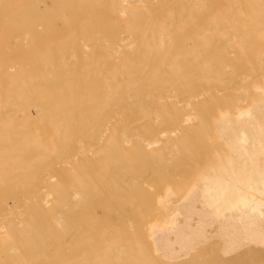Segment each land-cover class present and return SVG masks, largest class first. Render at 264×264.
<instances>
[{
	"label": "bare ground",
	"instance_id": "6f19581e",
	"mask_svg": "<svg viewBox=\"0 0 264 264\" xmlns=\"http://www.w3.org/2000/svg\"><path fill=\"white\" fill-rule=\"evenodd\" d=\"M254 36H264V0H0V264H64L63 247L72 249L71 245L77 241V233L82 232V236L87 232L88 224L93 220L91 214H95L87 211L85 203L78 200L76 203V199H81L82 195L79 197L78 193L70 192V188L68 190L63 185L67 181L74 184L81 173L89 172L87 167L78 168L68 163L70 158L75 160L77 155L72 146L84 139L68 144L67 138L79 139L87 126L90 127L85 131L88 137H103V128L113 123L121 125L123 131L120 130L117 139L123 138L124 144L126 137H132L130 134L134 127H129L133 129H130V137L129 129L125 132L126 127L122 125L130 120L126 115H134L135 112L144 115L142 124H134L135 130H139L140 126L153 130L150 139L141 140L143 138L139 131L134 134L137 139L141 138V141H137L134 137L138 144L141 143L140 146H133L135 142L131 138L133 149L139 147V153L158 143L160 138L170 140L176 131L173 130L175 126L178 128L187 122L189 124L198 117L196 126L200 124L201 127L199 136L192 137L198 129L193 133L191 123V136L178 135L180 138L176 139L175 145H179L175 146L172 142L170 149L163 146L162 151L156 154L159 157L162 154L165 156L164 152H174L176 156L167 155L177 160L183 156L193 158L196 150L190 144L201 140L206 145L205 152L211 150L208 157L218 149L219 154L215 156L219 162L222 158V162H225L222 169L216 167L222 170L223 173L219 171L221 175L224 174L218 177L215 176V173L220 175L215 168L218 160L215 156L207 157L206 163H218L214 162L213 168L207 166L206 170L214 171L215 168L217 171L209 172L211 177L208 172L209 177L203 175L205 172L201 177L195 176L199 180L203 176V181L196 183V188L201 190L197 188L196 192L197 189H194L187 199H177L175 208L172 204L175 211L170 226L167 224L168 227L161 229L151 227L148 240L152 242L149 246L153 245V252L159 253L164 262L179 264L196 248L215 240L221 244V247L218 245L221 248L219 253L227 258L245 249L250 250L247 251L249 256L264 254V60H261L264 57L257 58V63L252 62V57L253 64H248L243 61L244 52L236 49L239 37L243 42ZM167 54L172 62L162 69L157 68ZM226 62L232 63L233 67L227 71L228 75L223 76L219 70ZM185 83L193 86L188 92H204H200L201 95L209 90H220L217 86L226 88L225 91L234 88L235 99L227 97L223 107H202L203 110L199 103L202 111L197 112L196 116L185 112L180 114L176 109L178 103L190 108L191 98L186 92L180 95L181 99L177 97L176 103L172 99L169 105L156 104L151 96L153 90L165 96ZM196 95L193 93L192 98ZM203 102L207 103L205 100ZM160 119L159 124H154ZM29 126L35 129L28 130ZM208 140L212 143L206 144ZM188 141L192 143L188 145ZM209 143L212 147L215 144L219 147L211 149ZM120 147L117 145L116 148ZM120 151H111L115 154L114 165H119ZM178 161L177 166L184 159L180 163ZM153 162H156L155 159ZM63 164L67 166L66 169H63ZM126 165L128 172H131V165ZM200 169L203 170V167ZM128 172L122 174L127 175ZM115 178L118 181L120 177ZM125 179L120 182H126ZM117 181L108 183L109 188L103 189L104 194L119 186ZM80 184L83 186V183ZM191 184L192 189L195 184ZM123 186L126 187V183ZM184 195L187 196V193ZM81 208L83 211H79H82V215L76 212ZM76 214L80 218L82 216L84 225L80 223L81 232L77 231ZM85 217H88L87 220ZM118 217L119 211L105 210L104 219L113 222ZM99 218L97 220L101 222ZM99 221L96 223L101 226L98 227V230L101 228L100 232L104 223ZM132 223L130 227H134ZM96 226V231L91 230L94 232L89 235L92 238L88 237L87 240L91 238L95 241L94 233H98ZM111 231L106 235L104 232V238L100 237L102 233L95 235L97 240L102 238L104 241L99 240L101 244L98 241L101 246L96 241H90L92 245L88 257L84 254L86 250L82 251L85 258L82 255L81 258L77 257L80 254L78 251H73L72 257L67 252L68 255L64 257L66 264H141L143 254L140 253V256L134 249L118 244L121 241L116 239L118 233ZM81 240L85 241L83 238ZM133 240L139 243L137 239ZM243 255L246 258V253L243 252Z\"/></svg>",
	"mask_w": 264,
	"mask_h": 264
},
{
	"label": "rangeland",
	"instance_id": "374dc122",
	"mask_svg": "<svg viewBox=\"0 0 264 264\" xmlns=\"http://www.w3.org/2000/svg\"><path fill=\"white\" fill-rule=\"evenodd\" d=\"M240 21V20H239ZM33 34V33H32ZM39 34H44V32H40ZM45 34H48V33H45ZM50 34V33H49ZM240 36V35H239ZM253 39V40H252ZM264 36L262 37V36H260V37H256V36H254V38H251V39H249V40H247V39H245V41H241V39H240V37H239V39H237V47H236V49H238L239 51H242V52H244V53H242L243 54V61L244 62H247L248 64H253V63H257L258 62V59L257 58H259V59H261V57H264ZM253 42L255 43V46H253L254 44H253ZM246 43V44H245ZM260 43V44H259ZM263 43V44H262ZM260 46H259V45ZM262 44V45H261ZM244 45V46H243ZM244 48H243V47ZM254 47V48H253ZM255 47H257V48H255ZM263 47V48H262ZM243 48V49H242ZM185 49V48H184ZM189 49V48H188ZM252 49V50H251ZM258 50V51H257ZM261 50V51H260ZM247 51V52H246ZM249 52V53H248ZM253 54V55H252ZM255 54V55H254ZM260 54H261V56H260ZM263 54V55H262ZM247 55V56H246ZM170 55L169 54H167L166 55V57L158 64L159 66L157 67V68H160V69H162L163 67H165L168 63H170V62H172V59H170L171 58V56L169 57ZM249 56H251L250 58H249ZM252 57H253V59H252ZM168 58V59H167ZM256 59H257V62H256ZM253 60V61H252ZM261 60H264V58H262ZM253 63H252V62ZM260 61V60H259ZM165 62V63H164ZM226 64V65H225ZM225 64H223V65H225V66H223L222 65V67L220 68V75H228V72L227 71H229L232 67H233V65H232V63H230V62H226ZM225 67H226V69H225ZM230 67V68H229ZM226 70V71H225ZM225 73V74H224ZM164 81H162V83H163ZM182 83V82H181ZM180 83V84H181ZM205 86H207V85H205ZM181 88V89H180ZM180 88H175V89H173V90H171V93H169V94H166L165 96H166V98H165V96L164 95H162L161 96V94L159 95V93L157 92V91H155V90H153V91H151V96L154 98V100H156V104H159V105H169L170 103H172V101H173V103L175 102V100L176 101H178V98L179 99H181L180 98V95L181 94H184L185 95V92H186V94H189L190 96V104H189V107L190 108H188V107H185V106H183V104H181L180 105V103H178L177 105V107H176V109H178V112L181 114H192V115H198L202 110H203V108L204 109H206L207 107H214V106H220V107H223L225 104H226V102H224L223 103V101L225 100V99H227V97H228V99L230 98L231 100H233V99H235L234 97H235V94H236V92H235V89L234 88H230V89H227L228 91H225L226 90V88L224 89V87H221V86H217V88L218 89H220V90H215L214 89V91L212 92V91H208V92H205V95L203 94V95H201L202 93H204V92H202V91H198V93H195V92H193V91H190V92H188L189 90H191L192 88H193V86H190V84L189 83H185V85L183 86V87H180ZM177 89H179V90H177ZM184 89H185V91H184ZM221 89H222V93L220 92L221 91ZM233 89V91H231ZM177 90V91H176ZM224 90V91H223ZM175 91V92H174ZM217 91V92H216ZM197 92V91H196ZM200 92H202L201 94H200ZM219 92V93H218ZM174 93V94H173ZM192 93V94H191ZM193 93L194 94H198V95H196V97L195 96H193V98H194V101H193V98H192V95H193ZM214 93H216V94H214ZM172 94V95H171ZM200 94V95H199ZM211 94V95H210ZM169 95H171L170 97H169ZM213 95H215V96H213ZM224 95V96H223ZM225 95H226V97H225ZM173 96V97H172ZM188 96V95H187ZM198 96H200V97H198ZM206 96H207V98H206ZM216 96L218 97V98H216ZM230 96H233V97H230ZM156 97H157V99H159L160 101H158L157 99H156ZM177 99H176V98ZM221 97L223 98V99H221ZM162 98H164V99H162ZM168 98V101H166V99ZM171 99V101H169L170 99ZM196 98H198V99H196ZM208 98H210V99H208ZM173 99V100H172ZM199 100V101H198ZM207 101V103L206 102H203V101ZM210 100V101H209ZM212 100V101H211ZM164 101H166V102H164ZM191 102H193V104L191 103ZM176 103V102H175ZM195 103V104H194ZM199 103H200V105H199ZM203 103L204 104H206L205 106L203 105ZM214 103V104H213ZM196 104H197V107H195L196 106ZM208 104V105H207ZM195 105V106H194ZM201 106L200 108L202 109H200L199 108V106ZM213 105V106H212ZM185 107V109L183 108V107ZM192 106H194V110H193V107ZM203 107V108H202ZM206 107V108H205ZM182 108V109H181ZM196 108V109H195ZM183 110V111H182ZM191 110V111H190ZM200 111V112H199ZM185 112V113H184ZM197 112H198V114H197ZM139 114V113H138ZM136 112L134 113V115H126V117L127 118H129L130 120H129V122L128 123H126V124H124V125H122L123 126V128H125L126 127V129H124V131L126 132V130L128 131V129H129V133H128V136H132L133 138L135 137H137V136H135L134 134L136 133V132H138L139 131V133L142 135V138L143 139H141V138H138L139 140L141 139V140H145V139H150L151 137H152V135H153V130H152V128H150V127H145V126H140V128H139V126L138 127H136V128H139V130H135V126H136V124L138 125H140V124H142V122L144 121V115L143 114H140V115H138ZM132 116H133V118H132ZM135 118V119H134ZM194 119V118H193ZM160 121H161V119L160 120H157V121H155L154 122V124H156V122H157V124H159L160 123ZM192 121V120H191ZM196 121V122H195ZM195 121L193 120L192 122H189V124H188V122L186 123V124H184V125H181L180 127H174V129L173 130H176V131H174V134L172 135V137H171V139L170 140H172V141H170V140H164L163 138L161 139L160 138V140H159V142L158 143H156V144H153V145H151V146H149L148 148H146V149H144V150H142L140 153L138 152V149H139V147H136V150L135 149H133L134 147L133 146H135V145H139L140 146V144H138L136 141H135V138L133 139L131 136V138L134 140V142L135 143H137V144H135L133 141L132 142H130L132 139L131 138H125V139H127V141L129 140V143H127V141L126 142H124V144L122 143V140L121 139H123V138H121V139H117V136L119 135V132H120V130L121 131H123V129L121 128V125H115V124H113V123H111V124H109V125H107V128H103V129H105V130H103V129H101V130H103V137H98L97 138V136L94 138V137H88L89 135H88V133H86L85 131H87V129L88 128H90V127H85L84 128V130H82L83 131V134L81 135V137L79 138V139H77V138H73V139H71V138H67V141H68V144H74V143H76V142H78L81 138L82 139H84L82 142H79V143H76V144H74L72 147H75V150H76V156H75V160H74V158L72 157V158H70V160L68 161V163H70L71 165H74L75 164V166L76 167H78V168H81L82 166L83 167H87L88 169H89V172L86 174H80V176H79V179L77 180V182L76 183H71V181H67V182H65L66 180H65V178L63 179V180H65L64 182H65V184H63V185H65V187H67L68 188V190H69V188H70V192H75V193H78V195H79V197L81 198V199H79L78 198V195H77V198L78 199H76V203H78L77 202V200L78 201H81V202H83V203H85V205H86V209H87V207H88V209H87V211H92V212H94L95 214H91V216H92V218H93V220H90L91 221V223H89L87 226H88V230H87V232L86 233H83L84 235H82L81 236V234H82V232H81V230L83 231V229H81L80 230V228H81V224H83L82 223V216H81V218H80V215H78V214H76V222H77V225H78V230L77 231H79L80 230V232L81 233H77L78 234V236H76V238H77V243L75 242V244H72L71 245V247H72V249L69 247L68 249L70 250V251H72V252H70L69 250H66L65 249V247H63V250H62V255H63V261H62V263H64V264H66V258H64V257H66L65 255L67 254L68 255V253L67 252H69V257H72L73 255H72V253H73V251H78V252H80V254L77 256V257H79V258H81V257H83L84 256V254L85 255H87L86 257H88V250H90L89 249V247H91L90 246V244L93 242V240L94 239H92V240H90L92 237L91 236H89V235H91V234H93V232L94 231H96L95 230V227L94 226H96L97 225V223H98V221L99 220H97L98 218H99V216H101V222L100 223H104V228H102V231H103V229H104V231H103V233H102V231H100L99 232V230H101V228H99V230H98V227H101L100 225H97L96 226V229L98 230V233H94V236L93 237H95V241L97 242V245H99V246H101L100 244L102 243V242H100L99 240H102V241H104V239H102V238H104L105 236H104V232H105V235L107 234V232L108 233H110L109 231H111L112 229L113 230H116L115 232H117L118 233V235H116V239L117 240H121L118 244H122L123 246H125L126 248H129L130 250H135V252H139L138 253V255H140V253H142L143 254V256H145V258H146V260L144 259V257L143 256H141L142 258H143V260L144 261H142L141 262V264H155V262H156V264H174L175 262H173V263H168V262H164L158 255H159V253L157 254V252H153V250H154V248L152 247L153 245H151V246H149L150 244L149 243H152L151 241H149L150 240V236L148 237V234H150L149 232H151V229L153 228H157V229H161V228H163V227H168V225L170 226L171 225V223H173V221H174V211H175V205H174V203H175V201L177 200V199H180V200H182V197H184L185 199H187V197H190V195H192L193 194V192H194V189H197L196 188V183H199V181L200 182H202L203 181V176H202V178H200V180L198 179V178H195V176H197V177H201V175H202V173L203 172H205L203 175L204 176H206L207 177V175L208 174H206L207 172L209 173V172H215V170L217 169L218 170V172L217 173H219L220 174V172H222V170L220 171L218 168H221L222 166H223V164H225V162L223 163L222 161H223V158H222V160L220 159V162H219V160L217 159V155L219 154L218 152H219V150L217 149L219 146H218V144H215L216 146H218L217 148H215L214 146V148L215 149H217L218 150V152H217V150L215 151V152H211L212 153V155L211 156H209L208 157V154L210 153L209 151H211L210 149H208V153L207 152H205V143L204 142H202L201 140H199V141H197V142H195V141H188L189 143H188V145L190 144V142L192 143V144H190V146H192V148H193V150H196V151H194V155H193V158L196 160V161H194V159L192 158V156H191V158H190V156L187 158V157H185V156H181L182 157V159H178V160H181V161H183V159H184V161L182 162V163H180L177 159H176V157H174V156H176V155H174L173 153H171V151L169 152V153H171V154H173L174 156V158L175 159H173V157H170V156H172L171 154H168V153H165L164 152V154H168V155H170V156H168L167 155V157H166V155L164 156L163 154L161 155V156H159V157H161V160L159 159V157H158V155L156 154V153H159V152H161L162 151V148H163V146H169V148L168 149H170L171 148V146H173V143H174V145H175V143H177V141H176V139H178V138H180V137H182V135L183 136H185V134L186 135H192L197 129V131L195 132V134H193L192 135V137L193 136H199L200 134H199V129H201V127L199 128V126H200V124H198V126H196L197 125V123H199L198 121H199V119H198V117L197 118H195ZM196 124H195V123ZM191 123H193L192 125L193 126H191V127H193V133H190V132H192V129L189 127L190 126V124ZM134 124H135V126H134ZM195 124V125H194ZM126 125V126H125ZM131 125H133V126H131ZM186 125L188 126V127H186ZM119 126V127H118ZM131 126V128L132 127H134L133 129H131V128H129ZM106 127V126H105ZM128 127V128H127ZM144 127H145V129H144ZM114 128H115V132H113L114 131ZM121 128V129H120ZM188 128H190V129H188ZM28 130H33V129H35V128H33L32 126H29L28 128H27ZM98 129V128H97ZM130 129H131V131H130ZM180 129H181V131H180ZM90 130H94V129H90ZM112 130V131H111ZM144 130V131H143ZM190 130V131H189ZM105 131V132H104ZM135 131V132H134ZM130 132H131V134H130ZM143 134H142V133ZM145 132V133H144ZM186 132V133H185ZM117 133V134H116ZM130 134V135H129ZM138 134V133H137ZM136 134V135H137ZM197 134V135H196ZM102 135V134H101ZM141 135L139 136L138 135V137H141ZM144 135L146 136V137H144ZM177 135V136H176ZM178 135H180V137L178 136ZM85 137V138H84ZM108 138V139H107ZM175 138V139H174ZM94 139H97L98 141H99V139H100V142H98L97 140H95L94 141ZM103 139V140H102ZM110 139H111V141H110ZM137 139V138H136ZM138 139H137V141H138ZM173 139H174V141H173ZM116 140H118L117 142H115ZM140 140V141H141ZM162 140V141H161ZM94 141V142H93ZM97 141V142H96ZM102 141V142H101ZM106 141H108L107 143H104V142H106ZM161 141V142H160ZM166 141H167V143L169 144H167L166 143ZM170 141V142H169ZM213 141V140H212ZM173 142V143H172ZM208 142H210V143H212L211 142V140L209 141H206V144L208 143ZM213 142H215V141H213ZM84 143V144H83ZM91 143H93L92 144V146L90 147L89 145L91 144ZM96 143V144H95ZM121 143V144H120ZM134 143V144H133ZM210 143H209V145L208 146H210ZM87 144V145H86ZM100 144V145H99ZM106 145V147H105V145ZM129 144V145H128ZM132 144H133V146H132ZM167 144V145H166ZM201 144V145H200ZM96 145V146H95ZM111 145V146H110ZM115 145H116V147H117V145H118V147L119 146H121L120 148H116L115 147ZM176 145H179V144H176ZM175 145V146H176ZM213 145H214V143H213ZM80 148H78V147ZM88 146L91 148V150H90V148L88 149ZM94 146V147H93ZM127 146V147H126ZM207 146V147H208ZM105 147V148H104ZM110 147V149H108V150H106L107 148H109ZM157 147V148H156ZM166 147V148H167ZM213 147H212V144H211V146L209 147V148H211V149H213ZM132 148V150H130ZM79 149V150H78ZM88 149V150H87ZM115 149H120L121 151H120V155L121 156H119V160H118V162H119V165L117 164V165H114L113 163H115L116 161L114 160V155L115 154H113L111 151H114ZM164 149H165V147H164ZM128 150H130L129 152H128ZM135 150V151H134ZM87 151H89L90 153H87ZM103 151V152H102ZM108 151V152H107ZM109 151H110V153L111 154H109ZM83 152H84V154H83ZM85 152H86V155H85ZM100 152V153H99ZM108 154H107V153ZM136 152H138V153H136ZM126 153H128V154H126ZM129 153H131V155L129 154ZM133 153L134 154H136V155H134L133 156ZM146 153V154H145ZM152 153H155V155L154 154H152ZM206 153V154H205ZM218 153V154H217ZM126 154V155H125ZM138 154V155H137ZM215 154H217L216 156H215ZM91 155L93 156V157H91ZM97 155V156H96ZM112 156H113V158H112ZM125 156V157H124ZM163 156V157H162ZM212 156H215V158L218 160V162L220 163H218L217 161H213L214 159H212V161H213V163L210 161V162H208V163H206V161H208L207 160V157H208V159H210ZM80 157V158H79ZM95 157V158H94ZM121 157V158H120ZM123 157V158H122ZM133 157H134V159H133ZM137 157V158H136ZM156 157V158H155ZM179 156L177 155V158H178ZM180 157V158H181ZM196 157V158H195ZM94 158V159H93ZM165 158V159H164ZM188 159V160H186V159ZM219 158H221L220 156H219ZM86 159V160H85ZM147 159V160H146ZM154 159H155V161L157 162V164H156V162H153L154 161ZM159 159V160H158ZM192 159H193V161H192ZM146 160V161H145ZM151 160H153V161H151ZM175 160H177L180 164H178V166L176 165L177 163V161L175 162ZM186 160V161H185ZM191 160V161H190ZM75 161V162H74ZM88 161H89V163H88ZM95 161V162H94ZM150 161V162H149ZM85 162H86V164H85ZM159 162V163H158ZM168 162V163H167ZM186 162H191V163H186ZM218 163L219 165H220V167H219V165L217 164V165H215V163ZM222 162V163H221ZM89 164V166H88V164ZM95 163V164H94ZM149 163V164H148ZM152 163H153V165H152ZM183 163H185V164H183ZM81 164V165H80ZM126 164H129V165H131V167H132V170H131V172H128V169H127V165ZM135 164V165H134ZM188 164V165H187ZM190 164V165H189ZM205 165V167L203 166V165ZM206 164H208V165H206ZM65 164H63L62 165V167H63V169H66L67 168V166H64ZM87 165V166H86ZM92 165H93V167H94V169L92 168ZM144 165H147V166H145V168H143L144 167ZM160 165V166H159ZM200 165H202V166H200ZM212 165V167H210ZM213 165H215V168L218 166V168H214V171L212 170H210V171H207L206 169H208V167L209 168H213ZM112 166H114V167H112ZM123 166H126V168H124ZM137 166H139V167H137ZM141 166H143V167H141ZM162 166V167H161ZM164 166V167H163ZM165 166H166V168H165ZM184 168H183V167ZM188 166V167H187ZM200 166V167H199ZM208 166V167H207ZM110 167H111V169H110ZM137 168V169H135V168ZM140 167L141 168H143V169H140ZM157 167H158V170H156L157 169ZM162 169H161V168ZM173 167H175V168H173ZM179 167H182L181 169H177V168H179ZM196 167V168H195ZM203 167V170L205 169V171H203V170H201L200 168H202ZM207 167V168H206ZM74 168V167H73ZM90 168H92L91 170H90ZM121 168H123V169H121ZM164 168V169H163ZM171 168V169H170ZM63 169H61L62 171H63ZM110 169V170H109ZM125 169H127V171H125ZM152 169H154V170H152ZM160 169H161V171H160ZM222 169V168H221ZM76 170H78L77 168H76ZM124 170V171H123ZM166 170V171H165ZM174 170H175V174L173 173L174 172ZM200 170V171H199ZM216 170V171H217ZM79 171H80V169H79ZM110 171V172H109ZM122 171V172H121ZM167 171H169V173H167ZM177 171V172H176ZM220 171V172H219ZM81 172V171H80ZM126 172H128V174L126 175H124V174H122V173H126ZM157 172V174L158 175H160V176H158L157 177V174H155ZM160 174H159V173ZM63 173L64 172H62V178L64 177V175H63ZM109 173V174H108ZM163 173H166V174H168V175H166V174H164V176L162 175ZM190 173V174H189ZM199 173V174H198ZM223 173V172H222ZM117 174H118V176L121 178L122 176L124 177L123 178V180L122 179H118V176H117ZM120 174H122V175H120ZM189 174V175H188ZM109 175V176H108ZM170 175V176H169ZM175 175V176H174ZM209 175H210V177L212 176V174H210L209 173ZM209 175H208V177H209ZM214 175V174H213ZM224 174H220V175H216V173H215V176H223ZM187 176V177H186ZM108 177V178H107ZM115 177H117V179H118V181L116 180V178ZM125 177L127 178V179H125ZM138 177L140 178V180L138 179ZM161 178H162V180L166 183H163V181L161 180ZM107 179V180H106ZM124 179H125V181L126 182H124V183H126V187L125 186H123L124 185V183L123 182H120V181H124ZM145 179H147V180H145ZM159 179V180H158ZM174 179V180H173ZM194 179H195V181H194ZM197 179H198V181H197ZM86 180V181H85ZM133 180V181H132ZM135 180L137 181L136 182V184L134 183L135 182ZM171 180V181H170ZM95 181H96V183H95ZM116 181H117V183L119 184V186H117V187H119L121 190H119V188H117V187H115V188H113L112 190L113 191H111L110 193H105L104 194V192L105 191H103V189L105 188V187H107V188H109L108 187V183H113V182H115L116 183ZM154 181V182H153ZM160 181V182H159ZM169 181V182H168ZM194 181V182H193ZM63 181H62V183H64ZM80 182L81 183H83V186L80 184ZM130 182V183H129ZM61 183V184H62ZM132 183H133V185H132ZM156 183V184H155ZM169 183V184H168ZM176 183V184H175ZM184 183V184H183ZM190 183H192L193 185L195 184V187H193L192 189H191V187H190ZM129 184H131V185H129ZM159 184V185H158ZM167 184L169 185V186H167ZM191 184V185H192ZM200 184H202V183H200ZM199 184V186L201 187V185ZM63 185H61V187L62 188H65V187H63ZM67 185V186H66ZM71 185V186H70ZM158 185V186H157ZM173 185V186H172ZM178 185V186H177ZM192 185V186H193ZM128 186V187H127ZM148 186V187H147ZM153 186H155V188L153 187ZM161 186V187H160ZM82 187H84V188H82ZM156 187H157V189H156ZM169 187V188H168ZM190 187V188H189ZM86 188H87V190L89 191H87L86 190ZM126 188L128 189V188H130V189H128V190H126ZM165 188V189H164ZM168 188V189H167ZM76 189V190H75ZM94 189V190H93ZM155 189V190H154ZM170 189V190H169ZM199 190H201V188H198ZM198 189L196 190V192L198 191ZM191 190H193V191H191ZM82 191H84V192H82ZM155 191V192H154ZM168 191H169V194H168ZM189 191V192H188ZM191 191V192H190ZM80 193H82V194H80ZM89 193V194H88ZM166 193V194H165ZM186 194L187 193V196L186 195H184V194ZM92 194H93V196H92ZM109 194V195H108ZM124 194V195H123ZM151 194V195H150ZM159 194V195H158ZM172 194V195H171ZM88 195H90L91 197H89ZM105 195V197H103ZM170 195V196H169ZM182 195V196H181ZM189 195V196H188ZM96 196H97V198H96ZM100 196V199L98 200V197ZM152 196V197H151ZM159 196V197H158ZM88 197L90 198V200H88ZM145 197V198H144ZM157 197V198H156ZM180 197V198H179ZM140 198V199H139ZM151 198V199H150ZM161 198V199H160ZM171 199V202H170V199ZM183 198V201L185 200ZM83 199V200H82ZM92 199V200H91ZM94 199V200H93ZM96 199V200H95ZM164 199V200H163ZM169 199V200H168ZM104 200V201H103ZM122 200V201H121ZM140 200V201H139ZM146 202H145V201ZM148 200V201H147ZM150 200V201H149ZM167 200V201H166ZM173 200V201H172ZM86 201L88 202V204L86 203ZM90 201V202H89ZM99 201V202H98ZM102 201H103V203H102ZM134 201V202H133ZM144 201V202H143ZM93 202H95V203H93ZM152 204H151V203ZM154 202V203H153ZM156 202V203H155ZM168 202V203H167ZM100 203V204H99ZM159 203V204H158ZM166 205H165V204ZM93 204V205H92ZM105 204V205H104ZM116 204V205H115ZM134 204L136 205L135 207H134ZM144 204H145V206H144ZM147 204V205H146ZM149 204V205H148ZM153 204H155V205H153ZM161 204V205H160ZM172 204H173V206H174V208H172L173 206H172ZM103 205V206H102ZM114 205V206H113ZM163 205V206H162ZM147 206V207H146ZM149 206V207H148ZM159 206H161V207H159ZM165 206V207H164ZM151 207V208H150ZM167 207H169V209H166ZM109 208V209H108ZM126 208V209H125ZM145 208V209H144ZM91 209V210H90ZM100 209V210H99ZM131 209H132V211H131ZM143 209V210H142ZM77 210V209H76ZM79 210H82V208L81 209H78V211H76L77 213L79 212V214L83 211H79ZM101 210H102V212H101ZM105 210H106V212L109 210V211H115L116 213L119 211V217L117 218V220H113V222L111 221V220H107L106 218L104 219V213H105ZM135 210V211H134ZM148 210V211H147ZM157 210H158V212H157ZM166 210V211H165ZM173 211V212H169V211ZM86 211V210H85ZM127 211V212H126ZM150 211H151V213H150ZM162 211V212H161ZM104 212V213H103ZM155 212H156V214H155ZM168 212H169V214H168ZM84 213V212H83ZM86 213V212H85ZM84 213V214H85ZM101 213H103L102 215H101ZM159 213V214H158ZM166 213V214H165ZM87 214V213H86ZM85 214V215H86ZM161 214V215H160ZM172 214H173V216H172ZM81 215H82V213H81ZM88 215V214H87ZM86 215V216H87ZM123 215V217H121ZM128 215V216H127ZM155 217H154V216ZM158 215V216H157ZM165 215V216H164ZM169 215V216H168ZM127 216V217H126ZM161 216H162V219H160L161 218ZM166 218H164V217ZM172 218H171V217ZM62 217H64V216H62ZM90 217V216H89ZM149 217H151V218H149ZM158 217V218H157ZM168 217V218H167ZM86 218V217H85ZM88 218V217H87ZM87 218H86V220H87ZM124 219V220H123ZM173 219V220H172ZM64 221H65V219H63ZM125 220L127 221L126 223H125ZM155 222H154V221ZM157 220V221H156ZM167 220V221H166ZM129 221L132 223V224H135L134 225V227H133V225H131V227H130V224L131 223H129ZM135 221H137V222H135ZM158 221H159V223H158ZM97 222V223H96ZM105 222H106V225H105ZM115 222V223H114ZM135 222V223H134ZM166 222V223H165ZM169 222V223H168ZM171 222V223H170ZM81 223V224H80ZM92 223H94V224H92ZM99 223V224H100ZM128 223V224H127ZM147 225H146V224ZM151 223V224H150ZM161 223V224H160ZM154 224V225H153ZM164 224V225H163ZM168 224V225H167ZM84 225V224H83ZM109 225H111V226H109ZM126 225V226H125ZM128 225H129V227H128ZM157 225V226H156ZM159 225V226H158ZM166 225V226H165ZM92 226H93V229H92ZM105 226H106V228H105ZM102 227H103V225H102ZM107 227H109V228H107ZM110 227H112V228H110ZM123 227H126V229L128 230H126L125 228H123ZM132 227H133V229H132ZM144 227V228H143ZM152 227V228H151ZM159 227V228H158ZM90 228V229H89ZM115 228V229H114ZM118 228V229H117ZM131 228V229H130ZM129 229H130V231H129ZM91 230H94L93 232L91 231ZM108 230V231H107ZM113 230L111 231V232H113ZM121 230V231H120ZM150 230V231H149ZM140 231V232H139ZM89 232H92V233H89ZM120 232V233H119ZM123 232V233H122ZM101 234V236L100 237H102V238H100L99 236V240H97V236H95V235H97V234ZM122 233V234H121ZM88 236H87V235ZM99 234V235H100ZM120 234H121V237H120ZM146 235V236H145ZM126 236H128L129 238H127ZM133 236V237H132ZM64 237V236H63ZM73 237V236H72ZM79 237V238H78ZM88 237H91V238H89V240H87V238ZM118 237H119V239H118ZM141 237H143V239L141 238ZM145 237V238H144ZM81 238H83V240H85V241H83L82 242V240H81ZM130 238H131V240H130ZM74 239V238H73ZM133 239H137V241L139 242V243H136ZM149 239V240H148ZM141 241V244H140V241ZM90 242V241H92V242H90V243H88V242ZM93 242V243H96V242ZM98 241H99V243L100 244H98ZM133 241V242H132ZM146 241V242H145ZM82 243V245H81V243ZM87 242V243H86ZM80 243V244H79ZM217 245H216V244ZM88 244V245H87ZM129 244V245H128ZM133 244H135V245H133ZM144 244V245H143ZM209 244H211L212 246H208ZM76 245V246H75ZM92 245V244H91ZM95 245V244H94ZM93 245V246H94ZM96 245V246H97ZM140 245V246H139ZM205 245V244H204ZM202 246V248H204V249H202L201 247H198V248H196V250L195 251H193V252H191L190 253V255L187 257V258H185V260H181V262L179 263V264H236L237 262V264H242V263H244V264H264V254H260V255H256L255 256V254H252L251 256H249L248 254H247V251H250V250H247V249H245V250H242V251H239L240 253H237V254H239V256L238 255H236V253L234 254L237 258H240L241 260L239 261V259L237 260V258H235V256L232 254V258H231V255L230 256H228V258L225 256V255H223L222 253H219L220 251H221V244L220 243H218V241L216 242L215 240L214 241H210L208 244H206L205 246ZM220 247H219V246ZM80 246V247H79ZM81 246H82V249H81ZM87 246V247H86ZM219 247V249H218V247ZM74 247H78V248H74ZM133 247V248H132ZM135 247H136V249H135ZM151 247L153 248V250L151 249ZM210 249H209V248ZM142 248V249H141ZM201 248V249H200ZM212 248V249H211ZM214 248H216V249H218V251H216V252H213V251H215L216 249H214ZM75 249H77V250H75ZM144 249V250H143ZM208 249V250H207ZM86 250V253H84V252H82V251H85ZM147 250V251H146ZM211 252H210V251ZM65 251V252H64ZM150 251V252H149ZM155 251V250H154ZM199 251V252H198ZM133 252V251H132ZM144 252V253H143ZM195 252V253H194ZM243 252H244V254L246 253V258H245V256L243 255ZM65 253V254H64ZM82 253V254H81ZM84 253V254H83ZM197 253V254H196ZM212 253V254H211ZM242 253V254H241ZM70 254H71V256H70ZM74 254H76V253H74ZM207 254V255H206ZM214 254V255H213ZM82 255V256H81ZM210 255V256H209ZM81 256V257H80ZM224 256V257H223ZM244 256V258H242ZM141 257H139L140 259H142ZM190 257V258H189ZM83 258H85V256L83 257ZM225 258V259H224ZM231 258V259H230ZM164 259V258H163ZM235 259V260H234ZM242 259L244 260V261H242ZM162 260V261H161ZM245 260H246V262H245ZM81 261V260H80ZM179 262V261H178ZM185 262V263H184ZM236 262V263H235ZM249 262V263H248ZM175 264H178L177 262L175 263Z\"/></svg>",
	"mask_w": 264,
	"mask_h": 264
}]
</instances>
